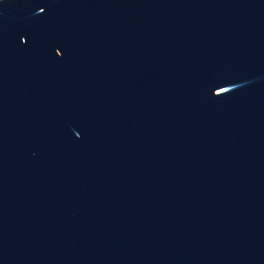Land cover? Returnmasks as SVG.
<instances>
[{"label":"water","instance_id":"95a60500","mask_svg":"<svg viewBox=\"0 0 264 264\" xmlns=\"http://www.w3.org/2000/svg\"><path fill=\"white\" fill-rule=\"evenodd\" d=\"M0 264H264V0H0Z\"/></svg>","mask_w":264,"mask_h":264}]
</instances>
